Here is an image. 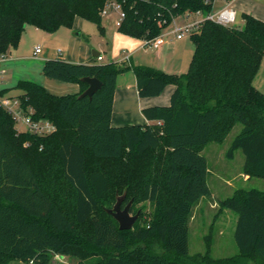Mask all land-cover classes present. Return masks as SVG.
Wrapping results in <instances>:
<instances>
[{"label": "trees", "instance_id": "1", "mask_svg": "<svg viewBox=\"0 0 264 264\" xmlns=\"http://www.w3.org/2000/svg\"><path fill=\"white\" fill-rule=\"evenodd\" d=\"M126 14L118 31L141 39L163 33L177 17L212 12L215 0H0V54L17 49L28 26L46 33L72 29L75 18L104 33L102 10L109 2ZM244 27L205 21L191 33L194 54L187 73L129 63L77 64L45 61L43 74L76 83L80 93L63 96L33 81L15 89L23 110L47 119L56 131H21L0 107V264H51L54 256L75 264H264V190L238 189L219 200L237 214L238 252L212 256V234L204 253L190 254L196 207L212 195L204 149L223 144L237 124L243 129L227 157L241 150L243 174L264 179V93L254 80L264 58V21L244 14ZM132 71L141 97L175 86L169 106L150 107L148 126L111 124L118 76ZM94 77L102 87L80 97ZM4 91H0L3 94ZM124 197L154 205L133 228L120 230L107 210Z\"/></svg>", "mask_w": 264, "mask_h": 264}, {"label": "crops", "instance_id": "2", "mask_svg": "<svg viewBox=\"0 0 264 264\" xmlns=\"http://www.w3.org/2000/svg\"><path fill=\"white\" fill-rule=\"evenodd\" d=\"M260 1L246 3L241 0H217L214 10H218L225 4L230 3L237 13V20L240 14L244 22L243 15L250 14L264 21V7ZM77 19H75L72 29L61 28L54 33H46L32 26L26 28L18 48L7 53L0 63V91L5 90L1 94L2 97L17 98L20 96L22 92L15 89L20 80L33 81L45 87L48 92L58 96L80 93L79 84L54 80L43 74L44 63L50 59L63 58L71 63L89 65L101 64L105 60L103 53L93 50L92 55V46L83 43L81 38L77 36L88 31V26L81 21L83 19L80 17H77ZM199 19V16L191 15L186 17L183 15L177 19V22L180 25H185L196 22ZM78 30L79 33L77 32ZM117 34L115 36V41H117L116 50L120 51L122 57L118 61L112 60L108 63H129L147 66L174 75L187 73L194 54V44L192 40H186V36L177 39L175 35H169L170 38L167 39V42L160 49L155 50L149 56H142L134 60L133 53L138 52L144 45V41L124 35L119 31ZM27 43L30 44V47L25 49ZM37 47L41 48V52L35 55ZM130 47L134 49L131 53L129 51ZM145 53L147 54L148 50H145ZM99 54L103 55V60L100 62L97 61ZM126 54L130 55L129 62L125 61ZM254 86L264 93V58L254 80ZM174 90L175 86L169 85L161 95L143 98L139 94L137 79L132 71L119 75L114 96L112 126H148L152 124L153 122L144 116L143 110L150 107L169 106ZM244 180L249 181L250 179L244 175ZM203 202L202 200L195 211L201 207ZM214 202L217 203L215 200ZM209 204L214 206L212 201ZM68 258L56 255L51 264H54V261L57 260L65 264Z\"/></svg>", "mask_w": 264, "mask_h": 264}, {"label": "rangeland", "instance_id": "3", "mask_svg": "<svg viewBox=\"0 0 264 264\" xmlns=\"http://www.w3.org/2000/svg\"><path fill=\"white\" fill-rule=\"evenodd\" d=\"M221 1V0H219ZM242 2H258L256 0H241ZM264 7V0L260 1ZM81 18V17H80ZM119 18L118 12H110L108 15L103 16L102 22L104 27V33H101L98 26L85 19L81 20L88 26V31L84 34L77 35L81 38L83 43L90 44L93 50L103 53L105 60L101 64L111 62L112 60L118 61L122 57L120 51L116 50L117 41L115 36L118 34L117 21ZM77 19V17L75 18ZM78 20V19H77ZM234 27L243 28L244 22L241 15H238V20ZM61 29V28H60ZM79 33V30L77 31ZM170 36L167 37V39ZM186 40L191 41L190 35L186 33ZM30 44L27 43L26 48H29ZM134 50L130 47V53ZM138 50V49H137ZM145 47L142 46L138 52L133 53L134 60L142 56H149L155 50L150 49L148 53H145ZM17 128L21 131H26V127L23 124H17ZM243 129L242 124H237L228 138L223 144L212 143L208 145L203 155L208 160L209 177L208 184L211 189L212 195L204 198V202L201 207L195 211L194 218L190 225V238H189V250L190 254L204 253L206 250V239L208 234H212V256L216 258L232 256L238 252V248L234 239V230L237 221V214L230 210L221 211L219 208V200L231 197L238 189H258L264 190V179L251 178L249 181L244 180L243 166L245 163L244 153L239 150L235 153L233 159L227 157V153L234 141V139L240 134ZM213 202L214 206L209 203ZM125 207V206H124ZM154 210V205L151 203L144 204H132V215L142 211L143 213H150ZM65 264H75L76 258L69 257ZM9 264H26L21 261H13ZM54 264H64L54 261Z\"/></svg>", "mask_w": 264, "mask_h": 264}, {"label": "built area", "instance_id": "4", "mask_svg": "<svg viewBox=\"0 0 264 264\" xmlns=\"http://www.w3.org/2000/svg\"><path fill=\"white\" fill-rule=\"evenodd\" d=\"M217 0H215L216 3ZM210 1L207 0V3ZM215 5V4H214ZM118 12L119 18L117 21V25L120 26L122 21L125 19L126 14L123 11V8L120 3L118 2H109L105 8L102 10V16L108 15L110 12ZM186 17H190L191 15L199 16L200 19L193 23H187L185 25H180L177 22V18H175L172 22V24L163 31L162 34L159 36L144 41V47L146 50L154 49L158 50L160 49L166 42L167 37L169 35H175L177 39H181L184 36H186V33L191 35V33L198 31L202 24L205 21H212L219 25H223L226 27H231L236 24L237 21V13L236 11L231 7L230 3L225 4L222 8L218 10H214L209 13H203L201 11L198 12H189L184 14ZM41 52V48L37 47L35 49V55L39 54ZM6 55L0 54V63L5 58ZM103 60V55L99 54L97 56V61L100 62ZM125 61H130V55H125ZM0 107L6 109L10 114H12L14 120L17 124H23L26 127L27 131H30L32 133L46 136L56 131V125H54L52 122H50L47 119H40L35 120L32 117L33 110H29V114L26 113L22 106L21 102L18 98H4L0 94Z\"/></svg>", "mask_w": 264, "mask_h": 264}, {"label": "water", "instance_id": "5", "mask_svg": "<svg viewBox=\"0 0 264 264\" xmlns=\"http://www.w3.org/2000/svg\"><path fill=\"white\" fill-rule=\"evenodd\" d=\"M89 87L80 97H92L101 87L102 82L94 77H86L82 79ZM124 197L118 199L113 208L107 210L108 214L118 222L120 230H130L139 218V213L132 215L131 209L133 201H130L124 208H122Z\"/></svg>", "mask_w": 264, "mask_h": 264}, {"label": "flooded vegetation", "instance_id": "6", "mask_svg": "<svg viewBox=\"0 0 264 264\" xmlns=\"http://www.w3.org/2000/svg\"><path fill=\"white\" fill-rule=\"evenodd\" d=\"M122 208H124V206H122Z\"/></svg>", "mask_w": 264, "mask_h": 264}]
</instances>
